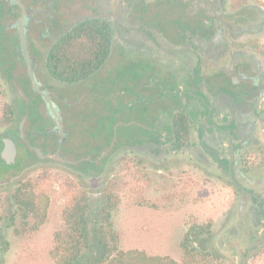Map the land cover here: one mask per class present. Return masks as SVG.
Masks as SVG:
<instances>
[{"label":"flooded vegetation","instance_id":"af4514ba","mask_svg":"<svg viewBox=\"0 0 264 264\" xmlns=\"http://www.w3.org/2000/svg\"><path fill=\"white\" fill-rule=\"evenodd\" d=\"M180 1L197 25L182 18L167 27L156 0H0V82L16 102L38 103L42 115L41 131L23 114L5 126L0 151L10 139L14 164L23 147L31 162L62 165L84 179L119 160L156 175L167 164L182 165L184 173L193 167L204 178L231 182L233 231L223 232L236 257L250 241L239 263L261 242L248 264L264 248V0ZM22 4L31 68L61 127L28 74L17 27ZM80 23L89 29L75 34ZM73 37L76 48L68 46ZM139 50L154 64L151 71L135 65L133 75L126 67ZM86 53L88 60L79 57ZM218 76L226 82H214ZM97 118L107 122L102 131Z\"/></svg>","mask_w":264,"mask_h":264},{"label":"rangeland","instance_id":"374dc122","mask_svg":"<svg viewBox=\"0 0 264 264\" xmlns=\"http://www.w3.org/2000/svg\"><path fill=\"white\" fill-rule=\"evenodd\" d=\"M179 1L156 0L160 11L163 10V13H166L161 17L168 20L165 22L162 19V22L168 27L171 20H179L180 23L183 18L185 22L194 21L193 26L197 25V18L194 19L185 12L190 7L189 4L185 2L182 7ZM4 35V28H0V38ZM171 36L179 39L178 32ZM138 52L140 54L137 53L135 63L126 67L133 75L137 73L135 65L139 64L151 71L154 64L149 52H142V50ZM213 81L220 83L224 80L223 77L218 76ZM1 84L3 99L17 106V118L14 124L20 122L23 114L27 116L26 123L30 120L31 128L41 131L42 115L39 108H36L38 103L36 106H31L24 101L16 102L10 95L11 87L4 81H1ZM44 121L43 124H49L47 119ZM106 125V121L98 118L94 123L96 130L101 131L106 128ZM4 127L0 126L1 135L6 129ZM71 144L75 146L74 141ZM19 149L18 163L15 166L9 167L0 160V254L9 264H54L50 250L53 246L54 231L62 223L61 209L65 199L61 181L54 182L53 200L48 219L40 230L33 233H18L16 228L19 227V221L14 223L11 219L15 210L12 194L17 186L21 181L45 169L59 173L62 177L68 176L82 185L91 198L93 209L97 206L96 201L100 203L104 199L105 187L112 184L121 197L119 207L114 212L113 221L115 228L121 233V245L125 249L141 248L151 254L170 255L180 260L182 257L180 242L184 232L192 222L207 220L212 221V236L207 242L222 256L219 264H238L248 248L250 241L245 239L239 245L242 254L236 257L234 241L223 232L225 227L233 231L227 223L233 211V208L232 210L230 208L233 204V186L228 181L204 178L197 175L193 167L188 169L191 172L184 173L182 165L174 168L167 164L156 175L152 174L157 173L155 169L143 171L134 165H128L126 169L125 162L119 160L113 161L111 167L100 176L89 179L77 178L71 168L41 160L31 162L25 158L30 152L23 147ZM175 189L179 190V197H175L173 201L165 200L164 195ZM93 222L94 219L91 223ZM4 240L9 241L10 245L3 252L1 250ZM253 264H264V256H257Z\"/></svg>","mask_w":264,"mask_h":264},{"label":"trees","instance_id":"16d2710c","mask_svg":"<svg viewBox=\"0 0 264 264\" xmlns=\"http://www.w3.org/2000/svg\"><path fill=\"white\" fill-rule=\"evenodd\" d=\"M89 29L86 23L75 27V34ZM89 35V33H87ZM87 35V37H88ZM76 37L68 46L76 48ZM85 46L88 42L85 41ZM72 48V47H71ZM102 53V52H100ZM98 53V54H100ZM72 54V53H71ZM88 54H81L86 57ZM92 69H85L89 73ZM4 93L0 82V126L10 125L17 118V106L3 99ZM17 105V104H15ZM5 163V162H4ZM17 162L5 163L9 167ZM128 167L127 165H124ZM61 181L65 199L62 203V223L54 231L53 246L50 250L54 264H219L222 257L208 243L212 236V221H194L184 232L180 242L181 259L170 255L151 254L145 249L128 248L121 245V233L114 226V212L119 207L121 197L114 186L105 187V196L96 207L91 206V198L87 190L78 182L62 177L49 169L21 181L12 194L15 210L11 219L19 221L18 233H33L42 227L48 219L52 204L55 181ZM231 183V182H230ZM175 189L164 195V199L173 201L179 197ZM94 219V222H92ZM205 236V238L203 237ZM208 241V242H207ZM1 251H6L9 241H3ZM257 256H264V248L255 252L248 264H253ZM0 264H9L0 254Z\"/></svg>","mask_w":264,"mask_h":264},{"label":"water","instance_id":"95a60500","mask_svg":"<svg viewBox=\"0 0 264 264\" xmlns=\"http://www.w3.org/2000/svg\"><path fill=\"white\" fill-rule=\"evenodd\" d=\"M22 8H23V13L21 14L19 19L17 20V27H18V34L20 37V44L22 47V52H23V55H24V57L28 63V74L31 78L33 88L43 96L45 102L48 105L50 114L56 120L57 126L61 127V124L59 123L58 119L54 116L55 104L49 98V96L43 90H41L39 88L37 81H36V78L34 76V72L31 68L29 49H28L27 28L25 25V17H26L27 13H26L25 6L23 4H22ZM5 143H6L5 148L2 151H0V160H2V162L9 163V164L14 163L15 162V155H16V148H15L14 144L11 143L10 139H8V140L5 139ZM35 149L38 152L39 156H53L55 158H60L57 154L56 155H52L50 153L49 154H43L39 148H35ZM260 243L261 242L251 244L249 246L246 259L239 264H246L250 258L252 248L255 245H258Z\"/></svg>","mask_w":264,"mask_h":264}]
</instances>
